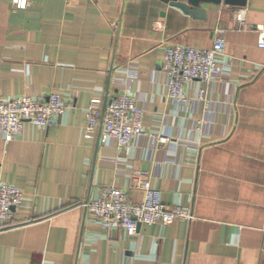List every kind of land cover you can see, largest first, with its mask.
Wrapping results in <instances>:
<instances>
[{
    "label": "crops",
    "instance_id": "obj_1",
    "mask_svg": "<svg viewBox=\"0 0 264 264\" xmlns=\"http://www.w3.org/2000/svg\"><path fill=\"white\" fill-rule=\"evenodd\" d=\"M187 3V0H180ZM198 16L163 0H0V97L56 93L64 113L0 136V182L20 206L0 228V264H264V0L200 1ZM238 15L251 29L240 27ZM222 73L168 93L166 46L209 48ZM128 92L146 135L126 147L85 130L91 99ZM190 220L104 228L82 207L116 185L145 200L135 171Z\"/></svg>",
    "mask_w": 264,
    "mask_h": 264
},
{
    "label": "built area",
    "instance_id": "obj_2",
    "mask_svg": "<svg viewBox=\"0 0 264 264\" xmlns=\"http://www.w3.org/2000/svg\"><path fill=\"white\" fill-rule=\"evenodd\" d=\"M16 7H23L28 0H12ZM240 27L251 29L238 15ZM258 30V46L264 47V29ZM226 43L221 35L217 36L209 48H196L170 44L166 46L162 71L166 76L168 93L179 102H185V84L189 80L209 83L222 73V66L215 56L225 51ZM65 111L58 94L51 93L47 100L32 98L29 95L0 97V136L5 142L13 140L21 133L24 122H31L36 127H48ZM143 109L136 104V99L124 91L102 99H91L85 112V130L92 137L100 124V139H112L119 147H126L135 136L146 135L142 126ZM133 178L137 187L142 189L146 198L139 203L129 202L126 192L116 185L99 188L95 198L82 203L85 211L93 216L104 228L121 227L128 234H135L142 223H171L176 219L190 220V210L169 207L161 202L159 194L152 189L148 173L135 171ZM22 192L6 183L0 182V228L12 224L13 209L20 206Z\"/></svg>",
    "mask_w": 264,
    "mask_h": 264
},
{
    "label": "water",
    "instance_id": "obj_3",
    "mask_svg": "<svg viewBox=\"0 0 264 264\" xmlns=\"http://www.w3.org/2000/svg\"><path fill=\"white\" fill-rule=\"evenodd\" d=\"M163 1L171 6L179 7L183 11L188 12L192 15L198 16V12H199L198 5L200 1H204V0H187L188 4L192 5L191 7H188L187 3L182 2L180 0H163ZM212 2L219 3V0H212ZM224 2L232 5L245 4V0H224Z\"/></svg>",
    "mask_w": 264,
    "mask_h": 264
}]
</instances>
